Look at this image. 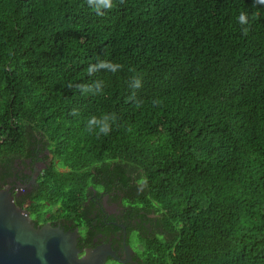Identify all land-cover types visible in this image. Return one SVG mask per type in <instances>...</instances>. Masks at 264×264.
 Here are the masks:
<instances>
[{
    "label": "trees",
    "instance_id": "16d2710c",
    "mask_svg": "<svg viewBox=\"0 0 264 264\" xmlns=\"http://www.w3.org/2000/svg\"><path fill=\"white\" fill-rule=\"evenodd\" d=\"M110 2L0 0V187L47 149L14 201L78 247L115 221L144 264H264V3Z\"/></svg>",
    "mask_w": 264,
    "mask_h": 264
},
{
    "label": "water",
    "instance_id": "95a60500",
    "mask_svg": "<svg viewBox=\"0 0 264 264\" xmlns=\"http://www.w3.org/2000/svg\"><path fill=\"white\" fill-rule=\"evenodd\" d=\"M29 211L17 206L11 191L0 188V264H106L109 258L122 263L111 243L78 247V229L65 230L50 222L35 226ZM122 243H125L124 225ZM111 264V263H109Z\"/></svg>",
    "mask_w": 264,
    "mask_h": 264
},
{
    "label": "flooded vegetation",
    "instance_id": "af4514ba",
    "mask_svg": "<svg viewBox=\"0 0 264 264\" xmlns=\"http://www.w3.org/2000/svg\"><path fill=\"white\" fill-rule=\"evenodd\" d=\"M38 156L40 159L35 160L33 163H30V159H26L27 164L26 165L21 164L19 166L20 170L18 172V176L14 175V177H12L11 180H9L7 183L2 184V186L0 188H8L11 191L13 198H16L19 195H22L24 193H27L28 191H31L34 186H37L38 183H37L36 179H37L38 175L42 172L45 165L53 159L51 153L47 149H44L41 153H39ZM55 162H57V160H55ZM102 203L105 206V208H106L105 210L107 213H109V214L115 213L116 215L118 213L121 214L122 209H119V208H122V207L119 206L116 202L108 203L107 199L104 198ZM26 206L29 207V203L26 202L23 207L26 209ZM153 215L157 216V214L151 213V214H148V218H152ZM30 217H31L32 221L34 222L35 226H38V227L42 226L46 222H50L53 226L61 225V221L57 220L55 218H49L48 220L45 218L46 220L43 221V220H38L36 218L34 219V216H31V215H30ZM53 222H55V223H53ZM68 224H70V223H68ZM114 224H118V226H119L121 223H115V221H114ZM145 225L148 228H150V223H146ZM124 229H125V226H124ZM125 232H126L125 243L129 245V248H130L129 251H127V249H125V247L122 243L123 230H122L121 235H115L114 236L115 241H116L115 243H113L111 237H110V241H108V242L111 243L112 249L116 252V254L118 255V257H120L121 260H125V259H127V257H130V261L122 263L118 260L109 258L107 260L106 264L114 263L112 261H115L118 264H144L143 260L145 258L138 256V253L141 250H143L142 244L139 243V241H135L134 243H132L129 235L127 236L126 229H125Z\"/></svg>",
    "mask_w": 264,
    "mask_h": 264
},
{
    "label": "clouds",
    "instance_id": "9594fccd",
    "mask_svg": "<svg viewBox=\"0 0 264 264\" xmlns=\"http://www.w3.org/2000/svg\"><path fill=\"white\" fill-rule=\"evenodd\" d=\"M88 3H91V0H87ZM254 2H258V3H264V0H254ZM106 4L108 7H112V4L110 2V0H106ZM240 21L241 22H245V16L243 14H241L240 16ZM244 34L246 35L247 34V29L244 30ZM109 64L107 62H100L98 65H91L88 69H87V72L89 74H92L94 72V67H108ZM112 67V66H111ZM114 67H119V66H114ZM142 86V83H141V79L139 77H135L133 79V82H132V87L133 88H139ZM83 90H87V89H83ZM72 114L74 115H78V112L77 110H73ZM92 124H100V120L93 116L91 117L89 120H88V124H87V128L92 125ZM101 132H103L104 135H107L109 132H110V128L107 124H103L101 126Z\"/></svg>",
    "mask_w": 264,
    "mask_h": 264
},
{
    "label": "rangeland",
    "instance_id": "374dc122",
    "mask_svg": "<svg viewBox=\"0 0 264 264\" xmlns=\"http://www.w3.org/2000/svg\"><path fill=\"white\" fill-rule=\"evenodd\" d=\"M112 262H114V261H112ZM111 264H115V262L114 263H111Z\"/></svg>",
    "mask_w": 264,
    "mask_h": 264
}]
</instances>
